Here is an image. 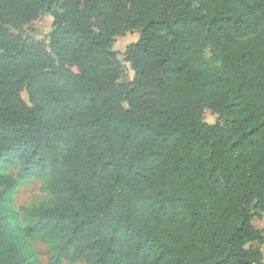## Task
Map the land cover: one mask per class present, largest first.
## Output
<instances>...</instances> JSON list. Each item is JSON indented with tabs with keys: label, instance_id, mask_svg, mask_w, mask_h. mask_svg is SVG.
Masks as SVG:
<instances>
[{
	"label": "trees",
	"instance_id": "1",
	"mask_svg": "<svg viewBox=\"0 0 264 264\" xmlns=\"http://www.w3.org/2000/svg\"><path fill=\"white\" fill-rule=\"evenodd\" d=\"M263 217L264 0H0V264H264Z\"/></svg>",
	"mask_w": 264,
	"mask_h": 264
},
{
	"label": "rangeland",
	"instance_id": "2",
	"mask_svg": "<svg viewBox=\"0 0 264 264\" xmlns=\"http://www.w3.org/2000/svg\"><path fill=\"white\" fill-rule=\"evenodd\" d=\"M51 19L46 17V20L40 21L36 23L35 26L38 29L37 31L33 32V36L38 39H45L46 35L44 32L50 27ZM27 27H23V32L27 31ZM139 36L137 30L127 31L123 35L117 36L115 38L113 48L118 50L119 52H123L125 46L135 41ZM206 58L208 63H218L216 60L212 59L210 56L209 51H206ZM132 77V71L128 67L127 64L124 66V70L121 74V80H130ZM21 96L25 101L27 100V95L25 91L21 92ZM203 121L207 123H214L216 121V115L212 113L210 110L205 109L203 112ZM18 164L15 163L10 168L6 170V172H13L17 171ZM51 199V195L42 189V181L36 178L24 181L19 183L17 188L15 189L13 196H12V206L15 210V216L12 219L13 222H17L20 225H23L24 221L21 216L20 207L23 205H35L39 203L48 202ZM253 224L255 227L264 229V217L263 218H254ZM253 245H258L256 242ZM33 246L36 253L37 258L40 260L41 264H50L49 263V252L45 244H43L38 239H33ZM261 250L264 254V243L260 244ZM62 264H85L83 261H78L75 263L70 262H63Z\"/></svg>",
	"mask_w": 264,
	"mask_h": 264
}]
</instances>
